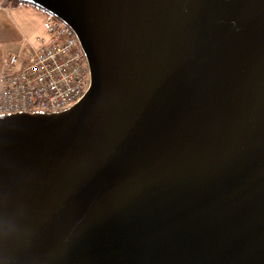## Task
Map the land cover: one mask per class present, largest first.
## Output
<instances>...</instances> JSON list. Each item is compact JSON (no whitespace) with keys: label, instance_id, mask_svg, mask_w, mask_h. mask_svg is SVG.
Returning a JSON list of instances; mask_svg holds the SVG:
<instances>
[{"label":"water","instance_id":"95a60500","mask_svg":"<svg viewBox=\"0 0 264 264\" xmlns=\"http://www.w3.org/2000/svg\"><path fill=\"white\" fill-rule=\"evenodd\" d=\"M90 86L0 115V264H264V0H20Z\"/></svg>","mask_w":264,"mask_h":264},{"label":"built area","instance_id":"2783aa9c","mask_svg":"<svg viewBox=\"0 0 264 264\" xmlns=\"http://www.w3.org/2000/svg\"><path fill=\"white\" fill-rule=\"evenodd\" d=\"M0 74V115L57 112L90 86L86 56L73 29L47 13L45 30L27 50L7 53Z\"/></svg>","mask_w":264,"mask_h":264},{"label":"crops","instance_id":"0c3cea01","mask_svg":"<svg viewBox=\"0 0 264 264\" xmlns=\"http://www.w3.org/2000/svg\"><path fill=\"white\" fill-rule=\"evenodd\" d=\"M47 13L27 4H0V74L7 64V53L27 50L45 30Z\"/></svg>","mask_w":264,"mask_h":264},{"label":"trees","instance_id":"16d2710c","mask_svg":"<svg viewBox=\"0 0 264 264\" xmlns=\"http://www.w3.org/2000/svg\"><path fill=\"white\" fill-rule=\"evenodd\" d=\"M8 3H12V4H19V3H22V4H27V5H31V4H28L26 2H22L20 0H0V4L1 5H5V4H8ZM34 6V5H33ZM34 7H37V6H34ZM39 8V7H37ZM40 9V8H39Z\"/></svg>","mask_w":264,"mask_h":264},{"label":"rangeland","instance_id":"374dc122","mask_svg":"<svg viewBox=\"0 0 264 264\" xmlns=\"http://www.w3.org/2000/svg\"><path fill=\"white\" fill-rule=\"evenodd\" d=\"M5 66H7V64Z\"/></svg>","mask_w":264,"mask_h":264}]
</instances>
